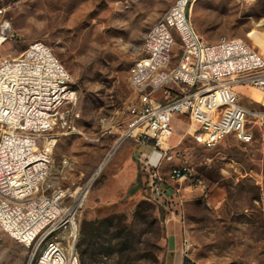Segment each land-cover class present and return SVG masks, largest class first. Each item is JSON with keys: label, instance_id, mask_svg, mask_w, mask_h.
Wrapping results in <instances>:
<instances>
[{"label": "rangeland", "instance_id": "1", "mask_svg": "<svg viewBox=\"0 0 264 264\" xmlns=\"http://www.w3.org/2000/svg\"><path fill=\"white\" fill-rule=\"evenodd\" d=\"M175 1L0 0L7 7L0 23L10 22L9 38L0 43V62L42 40L79 90V102L69 113L71 127L58 129L49 180L77 193L89 182L78 215V249L86 245V221L111 217L110 232L93 237L82 264H169L176 260L170 250L172 225L180 264H264L262 117L256 123L252 116V141L230 134L206 147L189 132V116H176L170 143L178 154L162 165L172 188L164 203L150 200L141 177L131 175L132 167L142 163L138 141L125 140L99 170L117 140V124L136 100L130 68L144 54L152 25ZM191 5L194 25L206 40L239 37L264 54V0H191ZM181 43L177 37L174 62ZM240 91L253 113L264 112V92L252 87ZM65 157L71 161L66 167ZM174 164L188 165L203 177L208 197L200 189L191 191L189 180H170ZM36 256L0 224V264H33Z\"/></svg>", "mask_w": 264, "mask_h": 264}, {"label": "built area", "instance_id": "2", "mask_svg": "<svg viewBox=\"0 0 264 264\" xmlns=\"http://www.w3.org/2000/svg\"><path fill=\"white\" fill-rule=\"evenodd\" d=\"M6 11L0 6V15ZM0 26L4 43L10 22ZM177 37L181 52L174 62ZM129 81L136 100L117 124V140L102 164L128 138L152 142L142 159L141 183L158 203L167 201L171 189L162 165L178 154L170 143L176 116L190 117L189 132L206 147L230 134L250 142L253 114L256 123L260 117L264 122V112L253 113L240 99L242 87L264 92V54L239 37L206 40L192 20L191 0H176L152 25ZM79 98L70 71L42 40L0 62V224L33 248V264H82L78 215L89 182L77 193L49 180L58 129L71 127L69 113ZM62 162L71 164L67 157ZM169 178L189 180L191 191L209 195L205 179L188 165H172Z\"/></svg>", "mask_w": 264, "mask_h": 264}, {"label": "trees", "instance_id": "3", "mask_svg": "<svg viewBox=\"0 0 264 264\" xmlns=\"http://www.w3.org/2000/svg\"><path fill=\"white\" fill-rule=\"evenodd\" d=\"M110 219L111 217H105V218L103 217L85 222L83 230L85 231L84 235L86 237V241H85L86 245L85 247H80L79 249L77 246L80 258L84 259L86 256H88V248H92V243L94 242L93 240L94 236L97 237L102 235V233L105 234L110 232L112 228V223H111L112 220ZM117 237L118 239L121 238L120 241L123 240L121 234H118Z\"/></svg>", "mask_w": 264, "mask_h": 264}, {"label": "crops", "instance_id": "4", "mask_svg": "<svg viewBox=\"0 0 264 264\" xmlns=\"http://www.w3.org/2000/svg\"><path fill=\"white\" fill-rule=\"evenodd\" d=\"M190 125H191V122H190ZM128 139H134V140L138 141L135 138H128ZM138 142L139 143H136L135 145H136L137 150H138V152L140 153V155H141V157L143 159L146 155H149L152 152L153 144H152V142H147V143L141 142V141H138ZM67 158H69V157H67ZM141 164H140V168L136 166L135 169H134V167H132V169H131V175L132 176L133 175H135V176L138 175L139 178L141 177ZM170 190H172V188ZM169 238H170V250L172 252H174V255H175V258H176V260H174L172 262H169V264H180V262L178 263V251L180 250V248H179V242H178L177 229H175V227L173 225L169 229Z\"/></svg>", "mask_w": 264, "mask_h": 264}, {"label": "bare ground", "instance_id": "5", "mask_svg": "<svg viewBox=\"0 0 264 264\" xmlns=\"http://www.w3.org/2000/svg\"><path fill=\"white\" fill-rule=\"evenodd\" d=\"M2 40V37H0V41ZM104 164H101L100 167H99V170H102Z\"/></svg>", "mask_w": 264, "mask_h": 264}]
</instances>
